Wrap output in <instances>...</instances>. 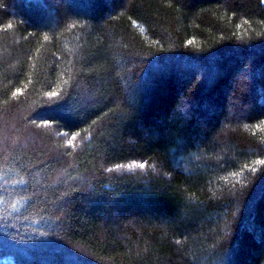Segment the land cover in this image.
Here are the masks:
<instances>
[{"label":"trees","instance_id":"trees-1","mask_svg":"<svg viewBox=\"0 0 264 264\" xmlns=\"http://www.w3.org/2000/svg\"><path fill=\"white\" fill-rule=\"evenodd\" d=\"M0 264H264V0H0Z\"/></svg>","mask_w":264,"mask_h":264},{"label":"snow or ice","instance_id":"snow-or-ice-1","mask_svg":"<svg viewBox=\"0 0 264 264\" xmlns=\"http://www.w3.org/2000/svg\"><path fill=\"white\" fill-rule=\"evenodd\" d=\"M69 143H71V142H69ZM140 167H143V165H140Z\"/></svg>","mask_w":264,"mask_h":264}]
</instances>
